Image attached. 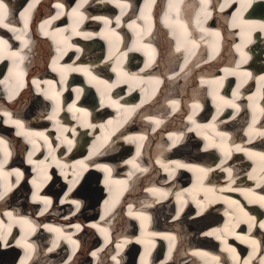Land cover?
Instances as JSON below:
<instances>
[{
    "label": "bare ground",
    "instance_id": "bare-ground-1",
    "mask_svg": "<svg viewBox=\"0 0 264 264\" xmlns=\"http://www.w3.org/2000/svg\"><path fill=\"white\" fill-rule=\"evenodd\" d=\"M52 1L53 0H44L40 3V8H42L41 15L43 17L37 22L31 23V25L39 27L41 30L46 26L44 32H47V35H50V38H52L54 42L64 40L67 43V46L61 49L62 55L67 54L65 58L73 56L78 58V60L76 63L64 65L61 64V58L57 54L55 65L53 66V63H51L49 67L53 68V71L58 70L60 74L62 69L68 73L62 77L58 75V78L56 76L48 79H44V77H35L36 80L34 82L37 87L35 93L40 94L35 96L38 97L37 99L40 106L34 110L30 108V105L34 102L32 101V103L27 104L28 99L23 98V95H25V97L26 95H32L34 97V95L30 93L31 90H29V88L22 93L23 95L19 96V101L16 100L12 103H7L5 101H8L9 97L11 96L12 98L13 96L4 95L3 97L0 88V139L5 141L4 145H0V165H2L0 171L10 174L6 177L0 175V192L4 191L5 183L10 185V190L3 199H0V221L3 222L0 232L5 236L4 240H0V257L5 255L6 251H10L11 253L14 251L15 254L22 252L23 255L17 262V264H21V261L25 259L24 256L26 255L25 245L31 244L32 249L29 250L31 256L30 259L26 261V264H29L30 261L38 255L41 260L38 262V260L35 259L33 261L34 264H66V262L67 264H96L99 250L92 249L96 255H93V258H88L85 255V252L88 250V244L81 242L83 239H87L91 236L92 233L90 230L93 231V228L88 229V226H92L96 229L99 228L98 232L103 236V239L106 238V243L109 241L112 242L106 247V251H110L108 254H111L112 257L115 256L116 260H113L111 257L112 262H107V264H117V262L118 264H135V261H137L136 264H244L245 260H249L250 264H261V260L264 259V229L260 228L259 224L264 223V219L259 221L258 217H256L254 223L248 224L249 216L247 218L246 216L237 218L238 215L235 214L232 209L236 205L242 206L239 198H243L248 202L251 201L250 197L257 196L256 205L253 206L254 211L257 215L260 214L259 217L264 218V205H262L259 200V197L264 196V170H262V168H264V161H261L258 155L249 154L264 153V135L260 134L264 132V126L260 129V127L257 126L258 124L253 125L252 123L253 118L255 117V119H257L259 116L254 106L257 105L260 111L262 107L258 104L260 101L258 97L251 96L252 99L248 100L249 96L246 95L247 93L251 94L256 91H251L253 90L251 89L247 92L251 84H258L257 87H255L258 89L259 93L262 91L264 103V80L260 79L264 77V69H262L264 68V48L259 52L263 60L261 64H258L260 62L254 64L255 70H253L251 66L243 69L240 67H217L214 70L210 69L213 59L211 53L221 48L220 36L225 34L229 35V32L204 26V18L202 17L204 13L201 12L200 0H186V4L189 5V10L192 9L194 11L196 4L197 11H195V17L191 22L193 26L191 27L190 24L187 25L186 34L178 35L177 24L180 19V14L178 15L177 13V17L175 12L172 15H168L169 20L173 23L171 26L168 24H164V26L167 29L168 35L171 36V39L165 38L166 35L164 33L161 38L163 39L162 41L166 53L158 57L160 60L156 57L144 64V67L146 64H149L150 67L154 63L153 65H156L155 69H159L161 64H156L155 60L159 61V63L162 59L169 61V63L165 65L163 75L159 77V80L165 83L164 89L169 95L175 96L176 94L179 95L180 92L182 93L177 100L173 98L170 99L169 96L166 97L165 94H161L160 99L149 106L154 113L159 112V116L139 115L138 120L134 121L133 124H138L139 127L144 125L146 128L144 133L117 134L110 140V135H108V133L111 134L114 130L116 131L118 125L121 123L120 121L130 116L129 112L121 107L122 105H126V98L122 95L119 97L121 103L118 102V100L115 99V97H118V89H116L115 92L112 93L114 97H110L106 104L113 108L121 107L117 119L116 117H112L110 118L111 122L102 120L103 118L92 121L87 119L84 121L85 123L82 124L78 123L83 113L82 101L88 98L89 94L87 91L86 94L81 96V91L86 90V86L90 85V83H85V79L93 80L96 84H99L100 80L101 84L98 86V92L105 93L110 91L119 81L112 84L107 79L102 78L104 76H102L101 73L96 74L95 71L107 73L108 67L105 66L117 60L119 57H124L126 54L131 63V71L127 73L125 78L124 76H122V78H132L133 84L137 87L138 84H141L143 81H148L149 78L145 76L146 73L141 74L140 72H136V69L142 65V61L138 59L139 55L137 53L133 54L129 49H125L126 43L113 49V44L119 45L120 38H122V40H128V35L124 27L118 29L120 25L124 26L126 24L124 20H120L119 26H117V16L114 19L112 17L114 8L116 7L121 11L122 9L119 5L126 4L128 6L123 9L125 13L128 7L133 3V0H87V3H83V0L77 3L76 1H72L71 11L73 8H77L79 4H87L90 10H88L87 14L85 10L79 7L78 11L82 16H77L73 13L74 22L68 18V20L73 23L69 27L65 25L68 23V20L63 17L65 15L64 11L59 15L57 14L56 17L58 18L54 19L53 24L45 23V21H50V15L46 17H44V15L47 13V10H50L49 5L52 4ZM55 1H57L54 3L55 6L62 4L59 0ZM162 1L163 0H154V3L146 5L145 0H141L143 12L147 10V13L150 14L152 8H158ZM182 1L171 0L172 8L170 10V0H166L167 8L170 11H180L184 9L181 6ZM210 1H212L211 5L212 3L215 4V9L217 8L219 12H223V14H221L222 18L220 20L217 19V21L213 23V26L219 24L224 26L226 23L230 25V28L247 26L259 30V32L264 35V29L258 26L259 24H264V0H252L247 9L241 12H238L240 0H231L229 6L224 8L225 10H221V5L225 3V0ZM5 3L7 4L8 2ZM137 7L138 3L135 2L134 8ZM10 8L11 6H8V9ZM14 9H16V7L11 8V10ZM21 12L17 10V12L12 14L17 15L19 13L18 16L21 17ZM166 13L169 14V11L167 10ZM185 13L186 16L182 20L183 25H185L190 11ZM119 15H121V12L118 16ZM144 16L147 17V19L141 18V13L138 15L137 19H132L131 17L126 18L127 21H129V26H126L130 31H132L133 27H139L140 23L143 25L138 29L139 38L147 37V33L150 32L149 28L151 30V24L145 12ZM62 17L63 19H61ZM198 17L201 21L200 24L197 23ZM106 20L110 21V23L106 24ZM7 21L10 20L5 19V23L9 24L8 28L0 25V39L8 42L6 45H0V61L7 58L11 59L12 65L22 70V64L19 63V56L26 57L28 52H20L18 51L19 49H10L9 43L12 46L16 41L18 42L21 40V38L26 39L28 42V40H31L29 39L31 35L28 34L27 36L23 28L25 24L22 18H20V20L15 19L13 22ZM20 21L22 22L21 24H19ZM133 21H135L134 25L132 23ZM18 24L19 26H16ZM27 24H29L28 19ZM233 24H235L236 27H233ZM130 25L132 26L130 27ZM9 29L12 31L16 29V31H13L15 32L13 34ZM201 29H204V31ZM217 32L219 36L215 35ZM243 32V30L239 29L236 34L241 36ZM7 34L12 35L13 39H9ZM116 34L119 40L118 43H115L116 39H114ZM205 35L207 36L205 37ZM17 36L21 38L17 39ZM178 36L182 37L183 41L194 39L199 45L195 49L196 54L191 57L188 65L184 67L183 71H181L182 65L180 56L183 55L185 60L187 53L185 54V52H182V48L180 51H177ZM150 37L152 39L153 36L150 35ZM201 37H203V39H201ZM38 43L44 51V54L41 56L45 63L50 55L49 51H45L48 41L45 39ZM155 44H160V41ZM103 45H105L108 50V55H102L101 49L104 48ZM146 45L151 47L154 46L152 40L151 42H144L141 46ZM237 45L240 46L239 50L237 49ZM250 45L251 44H249V47ZM242 48H244L243 45L235 44L231 49L234 53L240 51V53L244 54L238 57L239 65L248 61V53H244L246 49L242 51ZM136 50H139V48ZM13 53H18L19 56H13ZM226 53H229V59L231 60L232 55L228 48ZM252 53L253 51H251L250 54ZM141 54H144V58L146 57L145 55H149L147 51ZM152 54L154 53L152 52ZM104 56L105 58H103ZM92 58H97L96 62L94 61L92 64L87 62V60L89 61ZM24 61L28 62V60ZM5 63L7 62H3V64ZM217 63L220 64V61H217ZM250 65H252V62ZM117 69L124 72L121 63L118 64ZM225 69H227L228 72H225ZM216 70L225 75L233 73L234 75L230 78L236 77V79L232 81L226 80L224 77L222 82L224 85H227V87L230 86L231 82L235 83L231 89L233 92L229 97H224L219 94L220 86H216L215 82L221 79V76L217 75ZM69 71L73 75H82L78 78L77 82L71 80L69 83H66L65 79L68 77ZM243 71H247V75L244 74L241 76ZM249 71L253 72L249 75ZM205 72L208 73L205 74ZM12 80H15L12 76L8 78L6 76H0V81H2L0 82V87L6 90L12 89ZM47 81H52L53 83L48 84ZM202 81H206V83H202ZM76 83H78V85ZM80 83H84L86 86L80 85ZM188 86H190L189 91L192 94L190 98L191 102L187 103L189 108L185 111L180 108V105H183L187 100L182 94L183 90ZM19 90L20 88L18 91ZM195 93L199 96L198 98H195ZM205 95H207L214 104L220 103L216 112L207 122H202L201 120L197 122L195 120L189 121L188 117L192 115L191 113H195L198 110V108L194 109L193 105L202 104ZM80 97L82 100L81 102L78 100ZM171 101H178V104H180L177 107L178 111L176 114L173 112L166 113L167 111L170 112V110H167V108L165 109L164 105L168 104L172 109ZM232 104L238 105L239 111L232 107ZM104 106L105 103L100 105V112L102 114L110 112V109ZM228 110L229 113H227ZM187 111L190 112L185 116ZM223 111H226L224 112L225 114H222L221 117L218 118V115ZM5 113L8 115H5ZM227 114L230 115L228 119L225 118ZM49 117L54 118L49 119ZM70 117L74 118L73 123L68 122V118ZM213 117H215V120ZM15 120L21 121L23 128L12 123V121ZM100 120H102V128L108 129L103 131V133H99L100 124L94 122ZM155 120H168L174 127V132H166L161 129L153 132L156 128ZM139 121L141 123H139ZM149 122H154V127H152L151 130L147 126ZM225 123L226 127H230L231 129L221 131L220 129L222 127L225 128ZM250 125H252L253 128L251 132L249 130ZM13 130L14 133L11 134ZM189 131H193L198 137V140L192 136ZM240 131L244 134V139ZM258 131L260 132L258 133ZM17 133L25 134L18 135ZM37 133H43V135H36ZM220 133H228V136L222 138ZM16 135L24 137L26 141H28V138L31 139L29 142H20V139L15 137ZM90 135L92 139L99 141V146L96 148V150L99 149L97 152L91 151L89 152L90 155L85 158H78L74 157L70 151H67L73 146H76L75 141L77 137L82 138L79 140V149L82 150L83 144L87 143L88 139H90ZM209 136L211 137L208 138ZM136 137H143V139H140L139 144L143 145V149L145 148L144 151L143 149L139 150V159L132 156L126 159L121 158L116 164L110 165L106 163L108 161L107 156L108 158H117L118 156L122 157L128 154L131 148L130 142H134V138ZM177 137H179L178 140L176 139ZM228 137H230V143H233L229 144L227 151H224L225 147L221 143ZM121 138H123V140ZM166 138L169 140L167 141ZM214 138H218L220 141V144L214 147L215 150H217L215 155H213L214 152L212 151L213 149H211L213 146L211 141L214 140ZM42 139L45 140L44 145L47 148L42 149V145L40 144V140ZM195 140L198 142L205 141L206 143L200 148L199 144L198 146L194 144ZM68 141H71L70 145ZM105 145H107L106 148L102 149ZM188 145L196 153L195 155L191 154L192 152H189L190 154L183 152V149H185L184 147H188ZM237 145H239L243 151H237ZM27 146L31 152L28 153V158H24V163L23 159L18 158V156H22L23 153L18 152L25 149ZM13 148L15 149L11 153L12 157L10 162V154L5 157V149L9 153ZM85 148L86 150L89 149L88 147ZM151 148L152 150L150 151ZM160 149L163 153V157H161V155L153 157L152 155H155ZM112 151L114 154L110 156L109 154H111L110 152ZM29 154H31V162H29ZM228 154L230 156V161L226 162L224 159H226ZM170 156L173 159H171ZM53 157L55 159H53ZM215 157L219 159V162H217L215 166L189 163V161L194 158V160L199 159V161H203L211 158L214 159ZM143 158L147 160V164L143 162ZM3 162L5 164H3ZM177 162L187 165V167H179L177 166ZM212 163H214V160ZM23 164L26 165L27 171L30 169L32 172V179L28 180L27 177L23 183L18 185L21 180V169H23ZM133 164L139 167H135ZM17 165H21L22 168ZM200 168L208 169L209 171L205 175V173L199 171ZM143 169H147V171H143ZM228 169L231 170V176L228 174ZM182 170H188L191 171V174H197V183L208 181V179L212 180L214 176L219 177L222 173L224 177L213 180L207 186L201 184L199 187L192 186L184 190L180 188L178 182L184 181L188 174ZM17 173H19V175ZM99 173L104 175L101 176ZM124 174H127V176L125 177ZM250 174L253 177L252 179H249ZM12 176H15L16 179ZM156 181H158V185ZM100 185H102V189ZM26 186L35 188L32 194H24ZM42 188L44 191L40 192ZM74 188L75 192H80L86 198V201L75 197L72 193ZM69 189H71V191H69ZM123 189L129 190L124 192ZM150 189H160L161 191L154 195ZM192 189H198L194 196H192L190 192ZM209 189H212V191H209ZM105 191L108 196L106 200L100 198ZM121 191L125 198L123 197L116 203L114 199L121 196ZM162 193H167V195L165 196ZM172 194H176L175 197H173ZM186 194H190V196L187 197ZM236 194L238 196H236ZM200 195H202L203 199ZM33 196L37 197V199L34 200ZM43 198L49 199L51 203L47 206V211L41 215V211L45 208ZM97 198H100L99 207H96ZM73 201L79 203V208H77L76 203H73ZM208 201L210 206L204 208ZM219 201L223 202L222 206L216 205ZM192 202L197 204L198 208L192 207ZM39 205H41V208H38ZM129 206H131L133 213H144L149 219H144L136 215L130 216L128 214ZM167 209L170 211H167ZM9 212L12 213L11 217L6 215V213ZM98 212H100V215ZM84 213L88 214L83 220H79L80 222L78 223V218ZM214 215L217 216V219L214 217L213 221L209 223L204 222L205 225H202L200 229V225L193 227L191 224L202 218ZM233 215L234 217L232 218ZM101 217H103V219H101ZM222 217H224V220H222ZM21 218L30 222L31 227L28 231H22V226L28 223H23ZM49 219L51 220L49 221ZM118 221L122 223L121 226L125 227L124 229H116L124 233L129 232L130 240H134L135 243L137 242V245L131 244L127 246V239L119 238L118 236L113 238L114 231L116 230H113V227H116ZM137 221L138 226L135 225ZM76 225L80 226L79 229H77ZM188 225L192 229H189ZM250 225L251 231H249ZM45 226L61 229L62 234L60 238L57 239V233L49 231ZM225 226H227V228ZM17 227L22 231L21 237L19 238L15 237L14 232ZM33 227L35 231H32ZM172 228L182 234L180 233V235H177L178 233L176 231H168ZM193 230H195V233H192ZM45 231L53 236V238H51L52 243H49L47 248H44L46 246L42 247L40 243L43 241L38 240L42 236L44 237V241L49 239ZM208 233H212V235H208ZM31 234H34L37 239L33 240ZM67 237H71V241L75 243L70 242ZM170 237H174V239H170ZM253 240L258 242L255 246V252H253L254 245L251 243ZM53 241L56 242V247L50 252L49 249L53 248ZM175 242L178 248L177 252L171 257H166V255L162 257L160 253L163 252V243H168L169 247L172 248ZM96 243L97 241H95V244ZM152 244L155 245L154 249L159 248L157 254H154L153 258H151L153 254H150V251L153 249V246H150ZM13 245L16 247H13ZM113 245L117 249H108ZM118 245H120V247H117ZM125 247L129 250L124 249ZM136 247L142 248L139 258H137L134 252ZM65 248H68L67 250L69 253L65 255L64 259L62 258V256H64L62 252ZM103 248H105V246H103ZM103 248H101V250ZM229 249H234L235 251L233 252ZM203 253H207V255H202ZM6 254L7 261L1 260L2 262L0 261V264L6 262L10 263L12 259H14V256H11V259L8 260L10 254ZM129 254H131L130 257ZM54 257H59L60 259L58 260L55 258L56 260H54ZM159 257H161V261H159ZM213 257L218 259H213Z\"/></svg>",
    "mask_w": 264,
    "mask_h": 264
},
{
    "label": "snow or ice",
    "instance_id": "snow-or-ice-1",
    "mask_svg": "<svg viewBox=\"0 0 264 264\" xmlns=\"http://www.w3.org/2000/svg\"><path fill=\"white\" fill-rule=\"evenodd\" d=\"M35 2H37V0H34V3ZM230 2H231V0H225V3L223 5H221V10H223L226 7H228L229 4H230ZM251 2H252V0H240V8L238 9V12H241L243 10H246L247 7L251 4ZM34 3L31 4V5H29V7L30 8L33 7L34 6ZM83 3H87V0H83ZM151 3H154V0H145V4L146 5H150ZM200 4H201V12L205 13V19L209 18L211 16V13L208 12L207 9H208V6L210 4V0H200ZM81 6H82V4H79L77 6V8H73L72 9V12L75 15H77V16H82V14L79 13V11H78V8L81 7ZM119 6L122 9V11H121V16H122L124 14L123 9L126 8L128 5H126V4H120ZM57 7L62 8L63 5H57ZM169 7H170V10H171V8H172L171 0H170ZM27 11H28V9H25L24 12H21L20 13L21 18L24 20L25 27H27V19L25 17V14H26ZM8 15H9L8 5L5 3V0H0V25H2L5 28H8L9 27V24L8 23H5V19H6V17ZM56 18H58V17H54L53 19H56ZM141 18L147 19V17L144 16L143 10L141 11ZM164 22L166 24H168L169 26H171L172 23H173V22H171L169 20L168 13L165 14ZM45 23L48 24V23H51V21H45ZM105 23L108 24V23H110V21H107L106 20ZM116 23H117V26H119L120 16H117L116 17ZM132 23L134 25L135 24V21H133ZM197 23L198 24L201 23V21L199 20V17L197 19ZM131 26L132 25H130V27ZM258 26L260 28L264 29V24H259ZM233 27H236V25L233 24ZM201 30L204 31V29H201ZM13 31H16V29H13ZM149 31H150V28H149ZM185 31H186V29H185ZM47 34L48 33L45 32V35H47ZM215 35L216 36H219V33L217 32V33H215ZM20 38H21L20 36H17V39H20ZM201 39H203V37H201ZM7 43L8 42L6 40L0 39V45H6ZM25 46H26V44H25ZM198 46L199 45L197 44V41L194 40V39L193 40H190V41H181V40L178 39V41H177V51H180L181 48H184L185 51H186V53H187L186 56H185V60H184V66L181 67V71H183L184 70V67H186L188 65L189 60L191 59V57L196 54L195 49ZM237 49L238 50L240 49V46L239 45H237ZM153 51H155V50L153 49ZM241 55L243 56L244 54L241 53ZM13 56H19V54L18 53H13ZM19 59L22 61L24 59V57L23 56H19ZM147 67H149V64H146L145 65V68H147ZM225 72H228V70L225 69ZM260 79L264 80V77H261ZM0 82H2V81H0ZM47 83L48 84H52L53 82L52 81H47ZM202 83H206V81H202ZM9 99H11V96L9 97ZM251 99H252V97H249V100H251ZM142 103H143V101H142ZM170 103L172 105V110L173 111H176V108L178 107V101H171ZM198 107H199V105H193V108L194 109L195 108H198ZM232 107L236 108L237 111H239V106L238 105L232 104ZM261 111L264 112V109H261ZM5 115H8V114L5 113ZM53 118L54 117H49V119H53ZM188 119L191 121V120H193V117L190 115L188 117ZM213 119L215 120V117H213ZM12 123L16 124L20 128H23V124L19 120L12 121ZM160 123H161V121L155 120V124H156L157 127L160 125ZM252 123H253V125L256 123L255 117L253 118V122ZM249 130H250V132L253 131L252 125L249 126ZM17 134L20 135V134H25V133H17ZM260 134L261 135H264V132H262ZM36 135H43V133H37ZM220 136L222 138L223 137H227L228 136V133H220ZM140 139H143V137H140ZM176 139L178 140L179 137H177ZM68 143L70 145L71 144V141H68ZM174 143H175V141H174ZM4 144H5V141L3 139H0V145H4ZM237 151H243V149H241L240 146L237 145ZM249 154L250 155H258L260 157L261 161H264V153H249ZM7 155H9V153L5 149V157H7ZM137 155H139V148L137 149ZM53 159H55V158L53 157ZM29 162H31V154H29ZM81 163H83V162H81ZM134 166L135 167H139L138 165H134ZM177 166H179V167H187V165L179 164L178 162H177ZM0 169H2V165H0ZM165 170H167V169H165ZM262 170H264V168H262ZM143 171H147V169H143ZM199 171L202 172V173H205V175H206L209 170L208 169H204V168H200ZM227 171H228L229 176H231V170L228 169ZM254 171H255V169H254ZM17 174L19 175V173H17ZM0 175L6 177V176H8L10 174L9 173H4V172L0 171ZM252 178L253 177L250 174L249 175V179H252ZM9 190H10V185H8L7 183H5V185H4V191L0 192V199H3L4 196L6 195V193ZM69 191H71V189H69ZM150 191H152L153 194L155 195L157 192H160L161 190L160 189H150ZM209 191H212V189H209ZM162 194L165 195V196L167 195V193H162ZM33 199L35 200V199H37V197L33 196ZM259 200L262 203V205H264V196L259 197ZM43 202L45 204V208L41 211V213H40L41 215H43L44 212L47 211V206L51 203V201L49 199H47V198H43ZM73 203H76L77 208H79V203L78 202L73 201ZM241 211H243L242 208H241ZM128 214L130 216L136 215V216H141L144 219H149V217L145 216L144 213H133V211L131 209V206H129V213ZM6 215H8L9 217H11L12 216V213L9 212V213H6ZM245 215H247V214L245 213ZM101 219H103V217H101ZM253 219H254V217H249V220H253ZM21 220H22L23 223L30 224L29 221L23 220V218H21ZM2 226H3V222L0 221V228H2ZM45 227H47L49 231L56 232L57 233V239L60 238V235L62 234L61 233V229H59V228H51L49 226H45ZM76 227H77V229H79L80 226L79 225H76ZM225 227L227 228V226H225ZM259 227L262 228V229H264V223L259 224ZM9 231H10V229H9ZM32 231H35V228L34 227L32 228ZM249 231H251V225L249 226ZM208 235H212V233H208ZM4 239H5L4 234L2 232H0V240H4ZM67 239H69L70 242L75 243L74 241H71V237H67ZM170 239H174V237H170ZM251 243L254 245L253 252H255L256 251L255 246L257 245L258 242L255 241V240H253V241H251ZM55 247H56V242L53 241V248L49 249V251L50 252L53 251ZM117 247H120V245H118ZM25 248H26V255H25V259L21 261V264H26V261L28 259H30V256H31V253H30L29 250L32 249V245L31 244H27V245H25ZM229 250L230 251H233V252L235 251L234 249H229ZM93 255H96V253H93ZM202 255H205L206 256L207 253H203ZM112 259L113 260H116V257L113 256ZM213 259H218V258L213 257ZM66 264H67V262H66ZM117 264H118V262H117ZM244 264H250V261L249 260H245L244 261ZM261 264H264V259L261 260Z\"/></svg>",
    "mask_w": 264,
    "mask_h": 264
},
{
    "label": "rangeland",
    "instance_id": "rangeland-1",
    "mask_svg": "<svg viewBox=\"0 0 264 264\" xmlns=\"http://www.w3.org/2000/svg\"><path fill=\"white\" fill-rule=\"evenodd\" d=\"M32 101L34 102L32 105H30V108L32 109V110H34L35 108H38L39 106H40V104H39V101H38V99L37 98H34L32 95H31V98L29 99V100H27V104H30V103H32ZM35 104V105H34ZM29 108V109H30ZM187 146H185L184 148L185 149H183V152H186V153H188V154H190L191 152V154H196L190 147H189V145H188V147L186 148ZM181 152H182V150H181ZM182 152V153H183ZM190 152V153H189ZM166 210V209H165ZM167 211H170V210H168L167 209ZM167 211H165V212H167ZM167 214H172V213H167ZM214 217H216V219H217V216L216 215H214V216H211V217H205V218H202V219H200V220H198L197 222H192L191 224H192V226L193 227H195V226H199V229H200V227L202 226V225H205L204 224V222L205 223H209V222H211V221H213V219H214ZM208 218H209V220H208ZM215 219V220H216ZM205 220V221H204ZM183 223H184V221H183ZM188 227H189V229H192L189 225H188ZM192 233H195V230H193L192 231ZM214 240V239H213ZM6 253H9L10 254V257H11V255H12V253L10 252V251H6ZM5 253V255H2L1 257H0V261L2 260V261H7V254ZM13 254H14V251H13ZM9 257V256H8ZM60 259L59 257H54L53 259L54 260H56V259ZM1 261V262H2Z\"/></svg>",
    "mask_w": 264,
    "mask_h": 264
}]
</instances>
